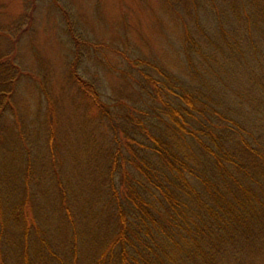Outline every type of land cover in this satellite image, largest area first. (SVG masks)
<instances>
[{
  "label": "trees",
  "instance_id": "obj_1",
  "mask_svg": "<svg viewBox=\"0 0 264 264\" xmlns=\"http://www.w3.org/2000/svg\"><path fill=\"white\" fill-rule=\"evenodd\" d=\"M38 1L24 0L17 17L0 22V264H264L260 69L241 83L231 66L216 64L206 37L191 32L182 41L186 61L169 67L95 39L61 7L68 78L95 117L78 126L100 133L87 131L96 147L91 192L79 198L57 175L56 157H67L44 84L48 108L31 114L32 128L18 110L20 53ZM104 51L120 58L114 68L123 80L111 94L89 65L102 64ZM31 131L40 157L30 154ZM16 142L24 156L13 175L7 163ZM42 182L54 192H38Z\"/></svg>",
  "mask_w": 264,
  "mask_h": 264
},
{
  "label": "rangeland",
  "instance_id": "obj_2",
  "mask_svg": "<svg viewBox=\"0 0 264 264\" xmlns=\"http://www.w3.org/2000/svg\"><path fill=\"white\" fill-rule=\"evenodd\" d=\"M38 3L32 32L24 39L20 53L26 76L20 82L18 110L25 130L32 128L34 117L31 114L43 115L48 108L46 95L40 90V85L44 84L51 96L55 116L58 115L59 121L54 116L52 122L55 128L60 127L59 136L64 138L61 149L64 159L67 157L64 162L60 156L56 157L58 165L62 163L57 175L64 181H71L74 186L71 192L75 191L79 198L90 196L92 164L89 158L96 147L88 138L97 130L92 124L86 128L82 126L83 129L78 126L84 119H92L94 123L95 117L68 78L67 63L72 53L63 29L61 7L69 9L89 35L110 42L131 55L145 56L178 68L186 61L183 38L186 32H191L206 37L216 64L231 66L241 83L250 82L251 73L259 69L264 78V0H39ZM23 5L24 0H0V22L17 17ZM225 52L230 61L226 60ZM98 55L102 64L99 61L89 63L90 71L95 74L102 91L111 94L112 87H118L123 80L114 68L120 58L112 51L98 52ZM198 64L204 68L210 62L201 57ZM99 134L95 132L94 137ZM36 136V131H31L32 140L27 145L30 154L37 151L40 157V150H35L40 147L35 145ZM39 144L45 145L44 138ZM23 156L22 144L14 143L7 163L13 175V165ZM38 192L54 191L42 182ZM40 202L39 198V206ZM42 204H46L45 199Z\"/></svg>",
  "mask_w": 264,
  "mask_h": 264
}]
</instances>
